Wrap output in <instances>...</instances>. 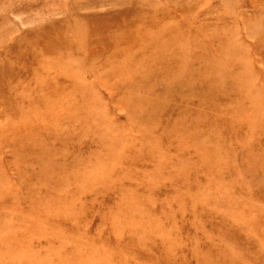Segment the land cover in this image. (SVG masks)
Instances as JSON below:
<instances>
[{
    "label": "rangeland",
    "instance_id": "obj_1",
    "mask_svg": "<svg viewBox=\"0 0 264 264\" xmlns=\"http://www.w3.org/2000/svg\"><path fill=\"white\" fill-rule=\"evenodd\" d=\"M0 264H264V0H0Z\"/></svg>",
    "mask_w": 264,
    "mask_h": 264
}]
</instances>
